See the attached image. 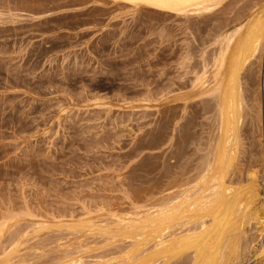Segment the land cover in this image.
<instances>
[{"label": "rangeland", "instance_id": "obj_1", "mask_svg": "<svg viewBox=\"0 0 264 264\" xmlns=\"http://www.w3.org/2000/svg\"><path fill=\"white\" fill-rule=\"evenodd\" d=\"M222 1L204 13L168 14L124 0H0V264L110 257L128 242L112 220L152 214L168 196L197 191L219 111L215 91L190 96L193 82H212L220 37L264 7ZM249 63L226 181L260 165L258 207L264 42ZM253 239L239 264H264ZM183 255L170 264H189L190 252Z\"/></svg>", "mask_w": 264, "mask_h": 264}, {"label": "bare ground", "instance_id": "obj_2", "mask_svg": "<svg viewBox=\"0 0 264 264\" xmlns=\"http://www.w3.org/2000/svg\"><path fill=\"white\" fill-rule=\"evenodd\" d=\"M124 1L136 8L146 7L168 12V14L169 12L195 14L210 11L222 0ZM238 28V30L234 29L235 32L225 33L220 37L222 41L213 64V80L209 78L212 82L208 83V80L206 82L205 76L203 79L199 77L196 83L193 82V88L190 91V96L194 97L208 95V93L214 94L213 91H215L216 100H218V106H216L219 111V125L216 129V146L212 158L209 157L208 164L204 166L206 168H203L205 170L203 175L199 180L196 179L197 184L201 183L200 187H194L198 189L191 194L189 188L180 192L175 190L177 193L163 200L165 204L163 206L160 204L161 207L154 212L153 209L152 214L147 213L148 209L144 213V215L147 214L145 216H132L131 220H119L120 222H115L118 219L112 220L113 224H117L119 235L128 241L127 244L112 251L110 257L95 258L84 264H155V262L170 264L182 258L181 256L187 252H190L189 264H239L246 258L248 250L245 241L249 236L254 238L250 241L251 250H258L257 254L260 258L264 255L262 243L264 202L256 206L259 196L255 190L256 182L261 177V166L256 165L248 169L246 176L241 177L236 184H230V186L228 184L230 181L227 182L228 179L226 181L231 169L236 167V156H238L236 154L238 151L233 148L237 145L235 137L240 134L238 131L243 116L241 107L243 102L240 94L242 93L240 92L241 72L249 62L251 63L256 52L261 50L264 42V7L253 10L249 18ZM238 149L239 146L236 147V150ZM192 189L193 187L190 188ZM109 222L112 225L110 219ZM173 222L175 223L172 224ZM95 224L100 227L101 223ZM179 224L182 226L177 227ZM36 225L41 226V224ZM78 226L80 225L76 227ZM101 229L104 230L105 227Z\"/></svg>", "mask_w": 264, "mask_h": 264}]
</instances>
